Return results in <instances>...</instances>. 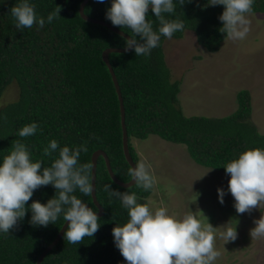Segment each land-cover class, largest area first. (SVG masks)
<instances>
[{"label":"trees","instance_id":"1","mask_svg":"<svg viewBox=\"0 0 264 264\" xmlns=\"http://www.w3.org/2000/svg\"><path fill=\"white\" fill-rule=\"evenodd\" d=\"M21 0H0V98L10 84L17 87L14 101L0 107V163L10 154L17 140L24 143L33 162L49 167L58 158L59 148L50 156L44 149L55 139L59 147L75 149L87 144L79 163L91 162L96 150L105 153L110 169L121 182L130 181L122 150V130L118 98L109 71L101 54L107 48H125L126 39L107 27L83 20L78 12L82 0H29L38 17L45 18L41 28L19 29L10 9ZM113 0H88L83 13L103 21L131 38L129 28L114 26L106 19ZM175 12L164 14L167 19L181 20L184 29L171 39H181L192 32L196 43L214 52L226 38L220 32L219 19L223 5L212 6L208 0H173ZM60 8V17L52 23L47 16ZM149 9L147 19L154 31L160 27ZM264 14V0H254L251 14ZM142 42L140 37H136ZM160 36L158 47L149 55L110 52L108 60L116 77L124 108V125L128 153L136 165L139 156L131 139L143 140L156 135L162 140L181 144L190 159L202 167L226 173L225 165L249 148H264V133H259L250 119V97L246 90L236 92V108L228 115L207 117L185 116L179 104L180 81L171 77ZM38 124L36 133L20 137L26 124ZM111 184L120 192L135 193L139 203H145L152 192L135 182L121 187L110 178L102 156L95 166V198L102 209L99 230L85 237L80 244H70L64 229L57 243L44 255L40 264H127L114 243L112 230L129 219L128 210L117 197H109L104 185ZM51 184L34 191L26 207L28 211L9 234L0 232V264H35L41 252L55 239L64 224L63 214L47 227L30 221L33 201L41 203L56 196ZM93 211H97L91 196L75 193ZM68 225V224H67Z\"/></svg>","mask_w":264,"mask_h":264},{"label":"clouds","instance_id":"2","mask_svg":"<svg viewBox=\"0 0 264 264\" xmlns=\"http://www.w3.org/2000/svg\"><path fill=\"white\" fill-rule=\"evenodd\" d=\"M98 2L103 3L104 0ZM179 3L183 5L185 0H179ZM253 3L254 0H208L209 5L224 6L219 17L223 26L219 30L231 40L246 38L251 24L246 14L252 12ZM149 5H152L151 11L159 21L158 32L147 19ZM60 11L57 8L51 12L47 22L58 19ZM174 12L173 0H113L106 19L114 26L131 29L134 35L126 39L124 50H134L136 56H141L149 55L158 47L161 35L171 39L175 32L184 29L183 21L170 20L164 15ZM10 13L19 29L34 25L42 28L46 22L44 17L37 16L35 6L29 0L15 4ZM136 37H140L142 42H138ZM38 127L35 122L26 124L18 135L30 137ZM58 148V158L43 168L41 161H32L25 144L19 140L10 154L4 156L0 163V232L9 234L25 217L26 205L34 191L49 184L55 187L57 194L46 204L39 200L31 203L30 222L34 226L47 227L63 214L64 221L68 222L64 236L70 244H80L85 237H93L99 230L97 213L75 194L78 190L84 196H91L94 190L93 164L78 162L81 152L88 151L87 144L73 150L68 146L59 147L53 139L44 149V154L50 156ZM224 167L231 177L228 192L234 198L237 213H251L257 207L261 210L264 207V148H249ZM150 168L151 165L141 160L128 170V175L138 187L150 190L156 182ZM104 191L109 197L119 198L128 210L127 222L117 224L112 230L114 243L127 264H214L220 257L221 252L215 247L216 227L199 219L197 212L190 211L178 217L170 214L166 207L153 210L150 200L139 203L135 193H122L113 189L111 184H105ZM218 194L219 202L223 204L225 190L219 188ZM261 213L260 218L254 221L255 227L250 230L252 240L264 237V211ZM219 235L225 243L235 241L238 237L236 226L227 223Z\"/></svg>","mask_w":264,"mask_h":264},{"label":"rangeland","instance_id":"3","mask_svg":"<svg viewBox=\"0 0 264 264\" xmlns=\"http://www.w3.org/2000/svg\"><path fill=\"white\" fill-rule=\"evenodd\" d=\"M251 21L246 38L227 37L214 52L206 51L195 41L192 32L181 39H166L164 54L171 77L180 81L179 104L185 116L221 117L236 108V92L246 90L251 115L259 133H264V14H246ZM17 87L10 84L0 98V107L17 97ZM139 161L151 165L155 185L146 198L151 207H166L170 214L182 217L193 211L198 218L216 227L215 247L221 252L214 264H264V237L252 240L264 207L251 213H237L234 198L228 192L230 175L194 163L181 144L149 135L143 140L132 138ZM226 192L219 202L218 189ZM235 227L238 237L225 241L219 233L225 225Z\"/></svg>","mask_w":264,"mask_h":264},{"label":"water","instance_id":"4","mask_svg":"<svg viewBox=\"0 0 264 264\" xmlns=\"http://www.w3.org/2000/svg\"><path fill=\"white\" fill-rule=\"evenodd\" d=\"M88 0H82V2L80 3L79 5V8H78V12H79V15L80 17L87 21V22H91V23H95V24H98V25H102L104 27H107L108 29H110L111 31L123 36L125 39H129L130 37H128L127 35H125L123 32L113 28L112 26H110L109 24L103 22V21H100V20H97V19H93V18H90L88 16H86L84 13H83V8H84V5L86 4ZM152 7V5H149V9ZM125 48H107L105 49L102 54H101V58H102V61L104 62V64L106 65L108 71H109V74L111 76V80H112V83H113V86H114V89H115V92H116V95H117V98H118V103H119V111H120V125H121V130H122V150H123V155H124V158L126 160V162L129 164V166L132 168V167H135L136 165L133 163L129 153H128V146H127V135H126V129H125V125H124V108H123V104H122V99H121V95H120V90H119V86H118V83H117V80H116V77L114 75V72L110 66V63H109V60H108V54L110 52H129V51H125L124 50ZM98 156H102L103 159H104V162H105V166H106V169H107V172L110 176V178L112 179V181L121 186V187H129L131 186L132 184H134L135 180H132V178L130 179V181L124 183V182H121L119 181L115 176L114 174L112 173L111 169H110V166H109V162H108V159L105 155V153L101 150H96L95 152H93V154L91 155V163L93 164V170H92V182H93V185H94V190H93V194L91 195L92 197V202L94 204V206L96 207L97 211V215L100 216L102 214V209L100 207V205L97 203L96 201V198H95V166H96V160H97V157ZM68 222L65 221L64 224L62 225L61 229L59 230L58 234L56 235L55 239L41 252V254L39 255L38 259L36 260V263L35 264H40L42 258L44 257V255L57 243V241L59 240V238L61 237L64 229L66 228Z\"/></svg>","mask_w":264,"mask_h":264}]
</instances>
